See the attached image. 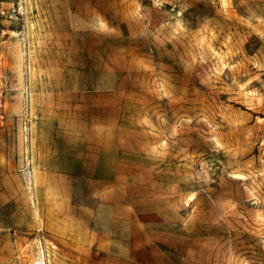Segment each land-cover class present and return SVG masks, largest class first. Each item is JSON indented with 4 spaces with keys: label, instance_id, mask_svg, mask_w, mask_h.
<instances>
[{
    "label": "rangeland",
    "instance_id": "rangeland-1",
    "mask_svg": "<svg viewBox=\"0 0 264 264\" xmlns=\"http://www.w3.org/2000/svg\"><path fill=\"white\" fill-rule=\"evenodd\" d=\"M0 126L7 264H264V0H0Z\"/></svg>",
    "mask_w": 264,
    "mask_h": 264
},
{
    "label": "crops",
    "instance_id": "crops-1",
    "mask_svg": "<svg viewBox=\"0 0 264 264\" xmlns=\"http://www.w3.org/2000/svg\"><path fill=\"white\" fill-rule=\"evenodd\" d=\"M4 131L0 126V264H7L8 253L10 247L12 246L13 232L17 233L21 223V217L19 212L16 210V200L20 197L18 196L15 180L19 173L17 171L16 160L10 155L7 150V146L4 143L3 135ZM90 213L89 220L87 224L97 223V213L94 208L88 210ZM94 216V218L92 217ZM86 224V225H87ZM90 230L87 231V235H90L92 239L97 235L96 226L88 225ZM82 247L86 249L88 245L85 243V234H82ZM89 238V236H88ZM123 243L122 239H120ZM122 243V245H123ZM91 245L99 246L97 242H92Z\"/></svg>",
    "mask_w": 264,
    "mask_h": 264
},
{
    "label": "bare ground",
    "instance_id": "bare-ground-1",
    "mask_svg": "<svg viewBox=\"0 0 264 264\" xmlns=\"http://www.w3.org/2000/svg\"><path fill=\"white\" fill-rule=\"evenodd\" d=\"M26 173L28 174V176H30L29 171L27 170ZM35 174H34V170L33 173L31 174V178H32V182H35L36 180H34ZM30 189L32 190V187L30 186ZM45 255V254H44ZM43 260H45L44 256H42ZM35 264H46V262L44 261V263H35Z\"/></svg>",
    "mask_w": 264,
    "mask_h": 264
}]
</instances>
